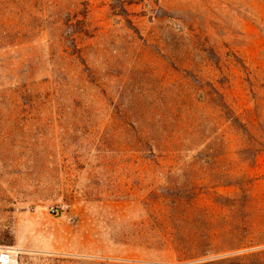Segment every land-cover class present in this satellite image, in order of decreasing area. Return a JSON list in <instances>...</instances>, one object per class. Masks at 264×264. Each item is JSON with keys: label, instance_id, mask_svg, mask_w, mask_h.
<instances>
[{"label": "rangeland", "instance_id": "rangeland-1", "mask_svg": "<svg viewBox=\"0 0 264 264\" xmlns=\"http://www.w3.org/2000/svg\"><path fill=\"white\" fill-rule=\"evenodd\" d=\"M11 4L0 264H264V0Z\"/></svg>", "mask_w": 264, "mask_h": 264}, {"label": "trees", "instance_id": "trees-1", "mask_svg": "<svg viewBox=\"0 0 264 264\" xmlns=\"http://www.w3.org/2000/svg\"><path fill=\"white\" fill-rule=\"evenodd\" d=\"M13 0H0V19L7 25V28L12 27L11 19V9Z\"/></svg>", "mask_w": 264, "mask_h": 264}, {"label": "built area", "instance_id": "built-area-1", "mask_svg": "<svg viewBox=\"0 0 264 264\" xmlns=\"http://www.w3.org/2000/svg\"><path fill=\"white\" fill-rule=\"evenodd\" d=\"M54 211V209H52Z\"/></svg>", "mask_w": 264, "mask_h": 264}]
</instances>
